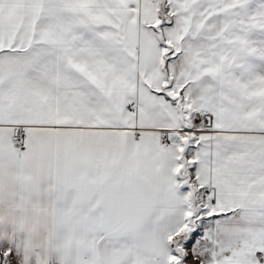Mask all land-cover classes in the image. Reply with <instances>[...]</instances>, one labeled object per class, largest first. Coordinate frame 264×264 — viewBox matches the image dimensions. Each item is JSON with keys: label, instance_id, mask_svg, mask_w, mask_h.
Wrapping results in <instances>:
<instances>
[{"label": "snow or ice", "instance_id": "1", "mask_svg": "<svg viewBox=\"0 0 264 264\" xmlns=\"http://www.w3.org/2000/svg\"><path fill=\"white\" fill-rule=\"evenodd\" d=\"M0 264H264V0H0Z\"/></svg>", "mask_w": 264, "mask_h": 264}]
</instances>
